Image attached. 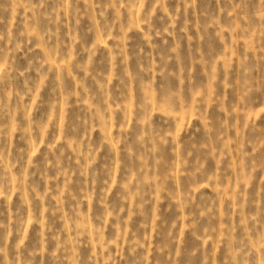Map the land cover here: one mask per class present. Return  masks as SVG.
Masks as SVG:
<instances>
[{
	"label": "rangeland",
	"instance_id": "obj_1",
	"mask_svg": "<svg viewBox=\"0 0 264 264\" xmlns=\"http://www.w3.org/2000/svg\"><path fill=\"white\" fill-rule=\"evenodd\" d=\"M0 264H264V0H0Z\"/></svg>",
	"mask_w": 264,
	"mask_h": 264
}]
</instances>
